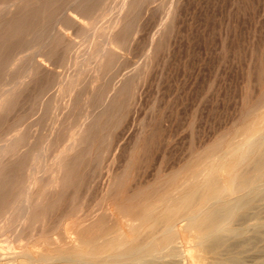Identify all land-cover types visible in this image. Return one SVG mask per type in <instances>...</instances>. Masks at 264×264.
<instances>
[{"label": "rangeland", "instance_id": "rangeland-1", "mask_svg": "<svg viewBox=\"0 0 264 264\" xmlns=\"http://www.w3.org/2000/svg\"><path fill=\"white\" fill-rule=\"evenodd\" d=\"M7 1H10L11 4L13 3L12 0H0V22L9 19L12 16L11 13L8 14L6 11L7 9H9V7L12 8L14 5H11L10 2L9 5ZM66 1L69 2L67 3ZM66 1L59 0L60 8L58 7L53 12H50L49 16L45 17L46 19L44 18L45 22L43 21L41 24L28 28V32L26 30L25 32H21L17 35H9L13 29L12 27H14L11 25L3 26L0 29V42L1 40L4 41L0 43V102H2V100H4V97L7 96L5 94L6 91L12 93V95L9 92V94L7 93L8 100L6 99L7 103L5 102V104L3 105V108L6 111L4 109H1L0 111L2 113H0V154H3V156L0 157V168L3 169L5 167H10L9 170H12L14 174L18 173L17 175H21L23 174V170H25L26 167L36 165L39 170H41L40 166L42 167L40 174H42L43 177L45 176L44 178L42 176L40 177V174H38L39 171H36L35 173L36 176L38 175L37 178H39L38 180L40 181V183L39 181H37L34 183L30 182L28 184L30 189H28V194L30 198L34 202H36V206L34 207L35 209L32 208L29 211L24 220L20 219L21 217L19 216V209L16 208H18L19 199L24 195L25 190L19 188V186L16 185L15 187H13L11 193L9 194L10 198L8 196V202L6 204L7 208H4V211L0 213V253L2 254H7L8 251H10L8 253L10 254L12 253V251H15V249L20 250L27 246L30 249H34L32 246L33 244L31 243L32 241H34V238H37L39 233H50V235L56 236L59 235L60 232L70 231L73 226V222H75L74 219H77V221L79 219L80 221L82 220V217L85 218V214L87 216H90L91 214H93L92 211L97 212L98 208L103 204L105 199V202L110 201L108 199V194H111L113 191H115V189H117L118 195H120L119 198H121L122 200L128 198L129 195H132V193H134L135 198L139 200L141 195L149 191L148 189H152L153 187L157 186L160 182L168 178V176L172 175L173 172L180 171L182 167H184L183 165H186L187 162L192 159L190 155L195 154L194 156H196L207 145L215 143L213 141L218 140V138L222 139V142H227V140L236 141L243 139L245 135H250L249 132H247L245 129L242 128V130L238 127H243L247 119L256 120L254 116L255 113L258 114L261 113L262 110H264V105H262V107L260 105L264 104L261 103V101L264 100V0H167V2L166 0H142V2L141 0H136L134 2V6L129 9L128 14V10L126 11V9H121V5L119 6L122 0H95V3H93V6H95V8H93V6L91 8L93 12H91L90 16H88V19L85 18L83 19L84 21L82 20V22H84L82 23V26H84L85 29L87 28L86 30L81 26L78 29L77 25L73 26L74 24L70 23L69 21L65 22L64 18L61 17V13L63 12V10L67 8V6L69 7L72 5V0ZM113 1L115 2V7ZM159 3H161L162 6L159 7ZM165 3L167 4L165 5ZM4 4L7 5V8ZM170 5L172 6V8H170ZM157 6L159 7V12L157 10ZM36 8L38 10L41 9L39 6ZM142 8L144 9V13ZM172 9H174V13H172ZM94 10L97 13H95ZM118 10L121 12H119ZM113 13L116 14L113 16ZM154 13L156 15H154ZM35 14L36 20H40V15H37L38 13ZM119 14L120 16L126 15L127 18L133 19L130 20L132 22H130L128 19L129 23H126V25H122L120 22L115 24L114 20L117 19ZM158 14L159 16H161V18L159 17L160 20L158 19ZM163 14H166V16L163 17ZM17 15L19 17L23 16V14L20 13H18ZM134 15L138 17H134ZM107 16H109L110 18ZM54 19L57 22H55ZM57 19H61L62 21L60 22V20L58 21ZM102 19L104 20L102 21ZM136 20L138 24L135 22ZM154 21H156V25H154ZM170 22H172L173 25ZM168 23L171 25H169ZM49 24L51 25L48 27ZM92 25H95V28L92 27ZM132 25H135V27ZM42 26L45 28H43ZM110 26H113L114 28ZM156 26H158V28H156ZM72 27L75 28L72 29ZM136 27H138L139 29L137 30ZM58 28H60L63 32L65 31V34L68 33V36H70L71 34L73 36V38L72 36H70L72 39H75L76 37V39L73 40L74 42L77 41L81 43L79 45V43L76 42L71 46V48H67L64 42L58 41V44L54 49L55 52L49 54V56L45 53V50L43 51V49H40V44L46 39V41H49V39L54 36L56 32L55 30H57ZM51 29H53V31ZM95 29H97V31ZM49 30H51V34L53 32V36L47 34L50 32ZM42 31L44 32V34L41 33ZM90 31L91 33H94V37L93 35H91ZM34 32L36 34H39L40 36H35L36 34ZM3 33L9 34H7L8 36L5 35L4 37ZM106 33L108 34V36ZM97 34L99 35V37ZM149 34H151V37L149 36ZM18 35L19 39L17 40ZM45 35L47 37H45ZM6 36L8 38H6ZM102 36L104 42L102 40ZM104 36H107V41L105 40ZM100 37L101 40L99 39ZM11 38H13L14 40L11 41ZM88 38L90 41L88 40ZM158 39L160 40V42ZM97 40L99 44L97 43ZM101 41L103 43H101ZM2 43H4V45H2ZM37 45L39 47H37ZM99 45H102V47ZM24 46L25 49H23ZM59 46L62 48H60ZM84 48H88V51H86ZM112 48L116 51V56L114 55L112 57V55H109L107 53H101V49L107 50ZM38 49H40L39 52ZM2 50H4V52ZM66 50L69 52H67ZM56 51H58V53H56ZM85 51L86 55H84ZM36 52H38L39 54ZM121 52H124V56L123 54H121ZM35 53L37 54V56L35 55L36 57L34 56ZM57 55L60 57H58ZM71 55L75 58L73 59ZM55 56L57 58H55ZM78 56L79 58H77V61L76 57ZM82 56L84 58L86 57L87 59H83ZM31 57L34 60L40 62V67L38 72H36L35 74L30 73V76H28L29 73L26 72L28 70L26 68H28L27 66H29V64L25 63L32 62L33 60ZM70 58L72 59V61H70ZM13 59H15L16 61ZM51 59L54 63L51 61ZM79 60L83 63L86 62L87 64H83ZM138 61L139 63H136ZM75 64H77V66ZM81 64L83 65L81 66ZM30 65H32V63ZM46 65L48 66L46 67ZM50 65L52 66L50 67ZM67 65L69 68L67 67ZM78 65L82 69H77L79 68ZM106 65H109L110 67H106ZM24 66H26V68ZM42 66L44 69L42 68ZM21 67L23 68V70ZM55 68L57 69L56 71ZM71 68L73 69V71ZM121 68L125 69L121 70ZM70 72H74L76 75L74 73L71 74ZM22 73L24 76L22 75ZM37 73H41L42 75H38ZM136 73L137 75H135ZM20 78L22 79L20 80ZM66 78L70 79V81H68L71 82V84L69 82H66ZM74 78H76L78 81ZM16 80L18 82H21L18 83ZM61 80L65 81L66 84ZM71 80H75V82H72ZM30 82L33 84H29ZM56 82H59V84H57ZM111 82L113 85L111 84ZM23 83H25V86L28 83L26 86L28 88H25ZM65 85L67 86V88L65 87ZM37 88L40 89L38 90ZM53 89L55 91H53ZM70 89H74V91L72 90L73 92H70ZM111 89L113 90V92ZM113 95H115L116 103H110ZM106 98L107 100H105ZM55 99L57 100V102ZM254 104L256 105L255 107ZM23 105L26 107H24ZM38 105H41V108ZM257 105L258 107H260L258 112H255L258 109ZM116 106L118 108H116ZM119 108L121 110L123 109L124 111L122 110L121 112V110H117ZM254 108L257 109L255 110ZM66 110L69 112L66 113ZM252 111H254L255 113L254 115L252 114V117L250 118L249 114H251ZM96 114H99L101 116L99 117L100 119L97 120V126L94 128L93 134L91 133L92 135H89L87 137L88 139L86 138L83 140L84 142H82L83 144L87 142H93L94 148L92 147L89 150L83 149L80 150L82 152L76 153V157L79 156L78 159L84 166H82L80 163L72 169H77L78 171L76 170V172H78V175H75L76 177L74 176V178L70 180V182L66 185L67 187H64L62 189L63 192L58 196V199H55L52 202L49 201L50 203L56 204V207L54 206V208H49L48 212L45 211L44 217H48H43V220L41 221L40 214L42 215V209L40 208V204H42L43 201L41 193L43 194V192L55 189L52 187L50 179L58 173L57 167L59 161H57V159L61 158L62 160L65 156H67L68 151H66V149L64 150L63 148L66 145L70 144L71 135H74L77 138L80 137V133L82 130L81 127H84V124H86L90 117ZM246 114H248L249 116ZM55 117H57L58 119ZM21 120L23 123L25 122V124L28 125L26 126L25 124L20 122ZM262 120L260 119V121ZM66 121L67 123L65 124ZM260 121L258 120V125L264 128V124H262V122L264 121ZM16 122L18 123L16 124ZM82 122H84V124H82ZM118 122H120L119 125H117ZM21 125L23 127L20 130ZM251 132L252 131L250 130V133ZM1 133L3 136L1 135ZM233 135L235 137H233ZM93 136H95L96 139ZM62 137L64 138L63 140ZM17 138L19 140H16ZM6 140H9V142ZM103 141L105 144L103 143ZM219 141L220 140H218V142ZM4 145H7L9 150L6 148L7 146L5 147ZM39 151L46 154L42 155V153H39ZM34 152L39 153L37 154L38 156L34 154ZM55 152L57 153V155ZM132 153L134 156L132 155ZM88 154L89 156L92 155L90 156L92 158H90ZM35 155L38 158H35ZM41 155L44 157H42ZM193 155L192 157H194ZM69 156L72 158L75 155L71 154ZM45 158L50 159L49 162ZM1 159L3 160L1 161ZM91 160L93 163H96L93 164ZM83 162H86V164L89 163L90 166L88 164H84ZM44 163L45 165H43ZM44 166H46V168ZM113 177L117 182L116 187L115 184H113V187L112 185H110ZM106 181L107 183H109L107 184ZM38 183L39 185L36 186V184ZM122 185L126 186L124 187ZM139 186H141L140 188L142 189H140ZM126 187L130 188L131 193L130 190ZM136 187L137 189H135ZM103 188H106V190H104ZM138 189L141 190V194L139 193ZM2 191H6V188L2 189ZM120 191L122 193H120ZM127 194L129 195L127 196ZM62 199H64L65 201ZM87 199H89V201ZM136 199L133 198L130 201L134 203ZM91 201L94 204H92ZM262 203H264V201H262ZM64 207L65 210H63ZM8 209L10 211H8ZM61 210L64 211V215L62 214L63 218L59 217L61 216ZM84 210H86L87 212ZM258 210L259 211L257 212V218L252 217L243 223H247L248 225V223H251L252 220H259L258 216H260L259 218L261 219L259 221L264 222V205L260 206V209ZM48 213L49 215H47ZM67 213L72 214L67 215ZM10 214L12 215V217ZM58 214L60 215L57 216ZM59 218L63 219V223H61L62 225H60V227L56 228V225L54 226V224H56ZM71 219L73 220V222ZM19 220L20 223L18 222ZM17 222L18 224H16ZM43 227L45 230L43 229ZM19 229H21L22 231ZM34 229H36V231ZM18 230L21 232L19 233ZM198 232V230L181 231V235L178 241L179 245L182 246V254H185V264H225L219 257L218 262L215 261L213 257V251L206 247L205 242L201 243V250V247L198 244V240L196 239L198 238ZM246 234L251 235L252 232L248 230ZM25 243L27 244L26 246H24ZM29 243L31 244V246ZM22 244L24 247H22ZM19 245L21 246L20 248ZM258 245L264 246V240H256L254 249L243 253V258L244 260L246 259L243 264H251L249 261L251 260L252 256L257 255L259 252L264 253V248H262L261 251L256 250V248L259 247ZM11 260L13 259H9L4 262L3 260H0V264H14L15 260H13V262ZM41 263L43 262L38 263V261H34V263L32 262L31 264ZM15 264L21 263H16L15 261Z\"/></svg>", "mask_w": 264, "mask_h": 264}, {"label": "bare ground", "instance_id": "bare-ground-1", "mask_svg": "<svg viewBox=\"0 0 264 264\" xmlns=\"http://www.w3.org/2000/svg\"><path fill=\"white\" fill-rule=\"evenodd\" d=\"M13 3L10 4L14 5L12 8L9 7L7 9V13H11V17L5 21L0 22V29L3 26L11 25L12 27L11 33H7L9 35H17L21 32H25L28 28H31L32 26L41 24L46 18L48 17L50 12H53L56 8L59 7V0H12ZM66 1V0H65ZM111 1V0H110ZM119 1V0H117ZM136 0H122L119 4L121 9H126L127 14L129 13V9L134 6V2ZM144 1V0H143ZM146 1V0H145ZM178 1V0H177ZM8 2V1H7ZM8 2V4H9ZM67 3L69 1H66ZM65 2V3H66ZM106 2V1H104ZM114 2V1H113ZM140 2V1H139ZM138 2V3H139ZM142 2V0H141ZM157 2V1H156ZM167 2V0H166ZM63 3V2H62ZM93 3H95V0H72L71 6H67V8H63V12L61 13V17L64 18L65 22L69 21L70 23L74 24L73 26L77 25L78 29L82 26L84 22H82L83 19L90 16ZM137 3V4H138ZM148 3V2H145ZM7 4V3H6ZM9 4V5H10ZM136 4V5H137ZM167 3H165L166 5ZM5 5V4H4ZM3 5V6H4ZM139 5V4H138ZM141 5V4H140ZM169 5V4H168ZM7 8V5H5ZM40 7L41 9L38 10L36 7ZM98 6V5H97ZM118 6V5H117ZM151 6V5H150ZM162 6L161 3H159V7ZM171 6V5H170ZM115 7V2H114ZM139 7V6H138ZM141 7V6H140ZM144 7V6H142ZM158 7V6H157ZM157 8V10L159 9ZM168 7V6H167ZM3 8V7H2ZM60 8V7H59ZM95 8V6H93ZM101 8V7H100ZM137 8V6H136ZM135 8V9H136ZM172 8V6L170 7ZM37 9V10H36ZM109 9V8H108ZM117 9V8H116ZM120 9V10H121ZM143 9V8H142ZM149 9V8H148ZM154 9V8H153ZM161 9V8H160ZM52 10V11H51ZM60 10V9H59ZM112 10V9H110ZM134 10V9H132ZM169 10V9H168ZM3 11V9H2ZM38 11V12H35ZM100 11V9H99ZM119 11V10H118ZM136 11V10H135ZM172 13H174V9H172ZM1 12V7H0ZM95 12V10H94ZM112 12V11H111ZM121 12V11H119ZM118 12V13H119ZM159 12V10H158ZM167 12V10H166ZM23 14V16L19 17L17 14ZM40 15L41 19L36 20L35 16L36 14ZM97 13V12H95ZM117 13V14H118ZM126 13V12H125ZM132 13V12H131ZM138 13V12H137ZM136 13V14H137ZM144 13V9H143ZM104 14V13H103ZM107 14V13H106ZM116 14V13H115ZM113 13V16L115 15ZM133 14V13H132ZM56 15V14H55ZM110 15V14H109ZM124 15V14H123ZM140 15V14H138ZM149 15V14H148ZM152 15V14H150ZM154 15H156L154 13ZM4 16V15H3ZM92 16V15H91ZM102 16V15H101ZM105 16V15H104ZM112 16V15H111ZM136 15H134L135 17ZM166 16V14H163V17ZM174 16V15H172ZM8 17V16H7ZM57 17V16H56ZM109 17V16H107ZM138 17V16H136ZM153 17V16H151ZM159 16L158 14V19ZM2 18V17H1ZM4 18V17H3ZM45 18V19H44ZM55 18V17H54ZM90 18V17H89ZM95 18V17H94ZM110 18V17H109ZM133 18V17H132ZM150 18V17H149ZM51 19V18H50ZM62 19V18H61ZM61 19H57L60 22ZM97 19V18H96ZM101 19V18H100ZM107 19V18H106ZM116 19V17H115ZM130 18H127L126 15L117 17L115 21V24L121 23L122 25L128 24ZM136 19V18H135ZM134 19V20H135ZM145 19V18H144ZM164 19V18H163ZM172 19V18H171ZM53 20V19H52ZM94 20V19H93ZM98 20V19H97ZM104 19H102L103 21ZM109 20V19H108ZM160 20V19H159ZM55 21V19H54ZM84 21V20H83ZM112 21V20H111ZM153 21V20H152ZM162 21V20H161ZM45 22V21H44ZM57 22V21H55ZM54 22V24H55ZM64 22V23H65ZM132 22V21H130ZM137 23V20L135 21ZM134 22V23H135ZM139 22V21H138ZM156 25V21H154ZM163 22V21H162ZM51 23V22H49ZM108 23V22H107ZM133 23V24H134ZM135 23V24H136ZM160 23V21H159ZM172 24V22H170ZM45 24V23H44ZM53 24V23H52ZM57 24V23H56ZM60 24V23H59ZM67 24V23H66ZM93 24V23H92ZM138 24V23H137ZM169 24V23H168ZM169 24V25H171ZM51 24L48 25V27ZM61 25V24H60ZM91 25V24H90ZM104 25V24H103ZM140 25V24H139ZM173 25V24H172ZM55 26V25H53ZM71 26V25H69ZM135 27V25H132ZM159 26V25H158ZM156 26V28H158ZM43 27V26H42ZM57 27V26H56ZM64 27V26H63ZM62 27V28H63ZM66 27V26H65ZM76 27V28H77ZM88 27V25H87ZM92 27L95 28V25ZM114 28L113 26H110ZM167 27V26H166ZM45 28V27H43ZM52 28V27H50ZM75 27H72V29ZM125 28V27H123ZM128 28V27H126ZM131 28V27H130ZM133 28V27H132ZM137 30L139 29L136 27ZM160 28V27H159ZM168 28V27H167ZM6 29V28H5ZM49 29V28H48ZM64 29V28H63ZM83 29V28H82ZM85 29V27H84ZM87 29V28H86ZM85 29V30H86ZM93 29V28H91ZM118 29V28H117ZM40 30V29H39ZM47 30V29H45ZM53 31V29H51ZM50 32L47 33L49 35ZM97 31V29H95ZM105 30V29H103ZM132 30V29H131ZM136 30V29H135ZM10 31V30H9ZM29 30H27L28 32ZM55 34L52 38L49 39V41H40V49L43 51L45 50L46 54H52L58 44V41H62L66 44L67 48H71V46L76 43L70 36H68V33L65 34L60 28L55 30ZM79 31V30H78ZM92 31V30H91ZM90 31V33H91ZM168 31V30H167ZM40 32V31H39ZM47 32V31H46ZM83 32V31H82ZM89 32V31H88ZM93 32V31H92ZM111 32V30H110ZM130 32V31H129ZM35 33V32H34ZM38 33V32H37ZM41 33L44 34L42 31ZM97 33V32H96ZM100 33V32H98ZM6 33H3L4 37L7 35ZM23 34V33H22ZM36 34V33H35ZM94 33H91L93 35ZM104 34V33H103ZM107 34V33H106ZM110 34V33H109ZM39 34H36L37 36ZM98 35V34H97ZM151 34H149L150 36ZM153 35V33H152ZM159 35V34H158ZM164 35V33H163ZM162 35V36H163ZM8 36V35H7ZM6 36V38H8ZM24 36V35H22ZM40 36V35H39ZM108 36V34H107ZM107 36L105 37V40L107 41ZM119 36V35H118ZM148 36V37H149ZM19 35L17 36V40ZM38 37V36H37ZM42 37V36H41ZM45 37H47L45 35ZM87 37V36H85ZM94 37V35H93ZM99 37V35H98ZM151 37V36H150ZM155 37V36H153ZM3 38V36H2ZM1 38V39H2ZM22 38V37H21ZM20 38V41H21ZM34 38V37H33ZM44 38V37H43ZM84 38V37H83ZM117 38V37H116ZM123 38V37H122ZM125 38V37H124ZM13 41L14 39L11 38ZM39 39V38H38ZM41 39V38H40ZM101 40V37L99 38ZM131 39V38H130ZM139 39V38H138ZM10 40V39H9ZM79 40V39H78ZM86 40V39H84ZM89 40V38H88ZM93 40V39H92ZM99 40V41H100ZM102 40L104 42L103 36ZM110 40V39H109ZM117 40V39H116ZM159 40V39H158ZM3 40H1L2 42ZM8 41V39H7ZM16 41V40H15ZM19 41V42H20ZM34 41V40H33ZM90 41V40H89ZM118 41V40H117ZM0 42V43H1ZM4 42V41H3ZM17 42V41H16ZM31 42V41H30ZM39 42V43H40ZM61 42V43H62ZM101 41V43H103ZM116 42V41H114ZM150 42V41H149ZM160 42V40H159ZM21 43V42H20ZM38 43V42H37ZM63 43V44H64ZM79 43V42H77ZM81 43V42H80ZM79 43V45H80ZM86 43V42H85ZM98 43V40H97ZM106 43V42H105ZM113 43V42H112ZM129 43V42H128ZM132 43V42H131ZM158 43V42H157ZM15 44V43H14ZM95 44V41H94ZM99 44V43H98ZM108 44V42H107ZM114 44V43H113ZM126 44V43H125ZM4 45V43H2ZM7 45V44H6ZM5 45V46H6ZM20 45V44H19ZM23 45V44H22ZM39 45V44H38ZM37 45V47H39ZM104 45V44H103ZM138 45V44H137ZM77 46V45H76ZM97 46V45H93ZM102 47V45H99ZM121 46V45H120ZM123 46V44H122ZM121 46V47H122ZM129 46V45H128ZM148 46V45H147ZM9 47V46H8ZM19 47V46H18ZM60 47V46H59ZM110 47V45H109ZM158 47V46H157ZM11 48V47H10ZM14 48V47H13ZM62 48V47H60ZM75 48V47H74ZM100 48V47H99ZM97 48V49H99ZM107 48V47H106ZM128 48V47H125ZM25 49V46L24 48ZM37 49V48H36ZM38 49V52L39 50ZM57 49V48H56ZM65 49V47H64ZM85 49V48H84ZM92 49V48H91ZM124 49V48H123ZM15 50V49H14ZM88 51V48L85 49ZM122 50V49H121ZM129 50V49H128ZM161 50V49H160ZM4 52V50H2ZM64 51V50H63ZM67 51V50H66ZM86 51L84 55H86ZM90 51V50H89ZM131 51V50H130ZM7 52V51H6ZM36 52V53H38ZM41 52V51H40ZM69 52V51H67ZM98 52V51H97ZM150 52V51H149ZM148 52V54H149ZM12 53V52H11ZM16 53V52H15ZM24 53V52H23ZM34 54V56L37 54ZM58 53V51H56ZM74 53V52H73ZM89 53V52H88ZM87 53V54H88ZM102 54H109L112 55V57L116 56V51L112 49H101ZM124 52H121L123 54ZM8 54V53H7ZM6 54V55H7ZM14 54V52H13ZM39 54V53H38ZM63 54V53H62ZM72 54V53H71ZM81 54V53H80ZM120 54V55H121ZM128 54V53H127ZM136 54V53H135ZM4 55V54H3ZM100 55V54H99ZM35 56V57H36ZM50 56V55H49ZM54 56V55H53ZM58 56V55H57ZM72 56V55H71ZM80 56V55H79ZM76 57V60L77 58ZM91 56V55H90ZM98 56V55H97ZM124 56V54H123ZM8 57V56H7ZM33 57V56H32ZM31 57V58H32ZM43 57V56H41ZM60 57V56H58ZM81 57V56H80ZM88 57V56H87ZM96 57V56H95ZM102 57V56H101ZM119 57V56H118ZM155 57V56H154ZM6 58V57H5ZM20 58V57H19ZM55 58H57L55 56ZM62 58V57H61ZM74 59L75 57L72 56ZM83 59H85L82 56ZM89 58V57H88ZM98 58V57H97ZM120 58V57H119ZM29 59V58H28ZM36 59V58H35ZM43 59V58H42ZM47 59V58H46ZM64 59V58H63ZM87 59V58H86ZM90 59V58H89ZM92 59V57H91ZM101 59V58H100ZM110 59V58H109ZM152 59V58H151ZM15 60V59H13ZM31 60V59H30ZM32 62H27L25 64H29L26 68L28 69L26 72H28V76H30V73L35 74L39 71L40 62L34 60L32 58ZM55 60V59H54ZM66 60V59H65ZM81 60V59H80ZM79 60V61H80ZM5 61V60H4ZM8 61V60H7ZM10 61V60H9ZM16 61V60H15ZM52 61V59H51ZM68 61V60H67ZM70 61L72 59L70 58ZM78 61V60H77ZM93 61V60H92ZM110 61V60H109ZM113 61V60H112ZM120 61V60H118ZM133 61V60H132ZM136 61V60H135ZM23 62V61H22ZM53 62V61H52ZM76 62V61H75ZM81 62V61H80ZM79 62V63H80ZM102 62V61H101ZM106 62V61H105ZM1 63V62H0ZM14 63V62H12ZM24 63V62H23ZM32 63V65H30ZM44 63V62H42ZM54 63V62H53ZM57 63V62H56ZM83 63V62H81ZM86 63V62H84ZM83 63V64H84ZM93 63V62H92ZM112 63V62H111ZM114 63V62H113ZM118 63V62H117ZM121 63V62H120ZM136 63H139L136 62ZM156 63V62H155ZM10 64V63H9ZM51 64V63H50ZM69 64V63H68ZM71 64V63H70ZM74 64V62H73ZM81 64V66L83 65ZM87 64V63H86ZM108 64V63H107ZM135 64V63H134ZM3 65V64H2ZM24 65V64H23ZM22 65V66H23ZM77 66V64H75ZM74 65V66H75ZM91 65V63H90ZM99 65V64H98ZM102 65V64H101ZM113 65V64H112ZM116 65V63H115ZM114 65V66H115ZM125 65V64H123ZM133 65V64H131ZM149 65V64H148ZM48 65H46L47 67ZM52 65H50L51 67ZM73 66V68H74ZM79 66V65H78ZM109 65H106L108 67ZM54 67V66H53ZM66 67V66H65ZM68 67V65H67ZM87 67V65H86ZM85 67V68H86ZM110 67V66H109ZM119 67V66H118ZM137 67V66H136ZM9 68V67H8ZM22 68V67H21ZM43 68V66H42ZM69 68V67H68ZM67 68V69H68ZM95 68V66H94ZM127 68V67H126ZM44 69V68H43ZM50 69V68H49ZM52 69V68H51ZM72 69V68H71ZM70 69V70H71ZM77 69H82L80 66ZM84 69V68H83ZM125 69V68H123ZM121 68V70H123ZM10 70V69H9ZM17 70V69H16ZM23 70V68H22ZM48 70V69H47ZM54 70V69H53ZM57 69L55 68V71ZM89 70V69H88ZM87 70V71H88ZM100 70V69H98ZM105 70V69H104ZM111 70V69H110ZM5 71V69H4ZM3 71V73H4ZM11 71V70H10ZM54 71V72H55ZM73 71V69H72ZM77 71V70H76ZM126 71V70H125ZM43 72V71H42ZM41 72V73H42ZM78 72V71H77ZM103 72V71H102ZM139 72V70H138ZM137 72V73H138ZM145 72V71H144ZM39 73L40 75H42ZM49 73V72H47ZM57 73V72H56ZM71 73V72H70ZM74 73V72H72ZM71 73V74H72ZM104 73V72H103ZM110 73V72H109ZM128 73V72H127ZM137 73L135 75H137ZM38 74V73H37ZM38 74V75H39ZM68 74V70H67ZM75 74V73H74ZM78 74V73H77ZM83 74V73H82ZM115 74V73H114ZM121 74V73H120ZM124 74V72H123ZM131 74V73H130ZM23 75V73H22ZM21 75V76H22ZM76 75V74H75ZM99 75V74H98ZM108 75V74H107ZM122 75V74H121ZM16 76V75H15ZM19 76V77H21ZM24 76V75H23ZM33 76V75H31ZM54 76V75H53ZM89 76V75H88ZM118 76V75H117ZM120 76V75H119ZM129 76V75H128ZM13 77V76H12ZM37 77V76H36ZM41 77V76H40ZM65 77V75H64ZM87 77V76H86ZM101 77V76H98ZM134 77V76H132ZM136 77V76H135ZM253 77V76H252ZM30 78V77H29ZM28 78V79H29ZM32 78V77H31ZM38 78V77H37ZM52 78V77H51ZM60 78V77H59ZM58 78V79H59ZM63 78V77H62ZM108 78V77H107ZM119 78V77H118ZM130 78V77H128ZM254 78V77H253ZM6 79V78H5ZM22 78H20L21 80ZM36 79V78H35ZM69 82L70 79L66 78ZM64 79V80H66ZM72 79V78H71ZM76 79V78H74ZM18 80V79H17ZM16 80V81H17ZM24 80V78H23ZM69 80V81H68ZM77 80V79H76ZM105 80V78H104ZM103 80V81H104ZM111 80V79H110ZM117 80V79H116ZM134 80V79H133ZM136 80V79H135ZM26 81V80H25ZM58 81V80H57ZM62 81V80H61ZM60 81V84H61ZM72 81V80H71ZM78 81V80H77ZM81 81V80H80ZM89 81V78H88ZM95 81V79H94ZM115 81V80H114ZM124 81V80H123ZM137 81V80H136ZM18 82V81H17ZM21 82V81H19ZM18 82V83H19ZM37 82V80H36ZM63 83L65 81H62ZM65 82V84H66ZM72 82H75L73 80ZM93 82V81H92ZM110 82V81H109ZM116 82V81H115ZM57 83V82H56ZM71 84V82H69ZM102 83V82H101ZM107 83V82H106ZM124 83V82H122ZM25 83H23L24 85ZM28 84V83H27ZM26 84V86H27ZM33 84V83H29ZM40 84V83H39ZM59 84V82L57 83ZM109 84V83H108ZM112 84V82H111ZM18 85V84H17ZM41 85V84H40ZM69 85V84H68ZM104 85V84H103ZM113 85V84H112ZM116 85V84H115ZM125 85V84H124ZM14 86V85H12ZM19 86V85H18ZM25 86V85H24ZM23 86V87H24ZM25 88H28L26 87ZM30 86V85H29ZM32 86V85H31ZM35 86V85H34ZM38 86V85H37ZM76 86V84H75ZM78 86V85H77ZM85 86V85H84ZM102 86V85H101ZM106 86V85H105ZM9 87V86H8ZM22 87V86H21ZM67 88V86L65 85ZM74 87V86H73ZM111 87V86H110ZM109 87V89H110ZM140 87V86H139ZM36 88V87H35ZM81 88V87H80ZM102 88V87H101ZM104 88V87H103ZM112 88V87H111ZM121 88V86H120ZM134 88V87H133ZM24 89V88H20ZM38 89V88H37ZM40 89V88H39ZM38 89V90H39ZM47 89V88H46ZM65 89V88H64ZM99 89V88H98ZM97 89V90H98ZM115 89V88H114ZM3 90V89H2ZM1 90V91H2ZM14 90V89H13ZM28 90V89H27ZM63 90V89H62ZM61 90V91H62ZM67 90V89H66ZM74 91V89H72ZM70 89V92L72 91ZM96 90V91H97ZM112 90V89H111ZM127 90V89H125ZM22 91V90H21ZM36 91V90H35ZM53 91H55L53 89ZM72 91V92H73ZM116 91V90H115ZM121 91V90H120ZM119 91V92H120ZM9 91H6V95L8 96ZM25 92V91H24ZM23 92V93H24ZM34 92V91H33ZM41 92V91H40ZM81 92V91H80ZM113 92V90H112ZM3 93V92H2ZM8 93V94H7ZM15 93V92H14ZM31 93V92H29ZM54 93V92H53ZM103 93V92H102ZM106 93V92H105ZM115 93V92H114ZM129 93V92H128ZM136 93V92H135ZM12 95V93H10ZM35 94V92H34ZM40 94V93H39ZM84 94V93H83ZM99 94V93H98ZM111 94V92H110ZM119 94V93H118ZM2 95V94H1ZM24 95V94H23ZM36 95V94H35ZM63 95V94H62ZM82 95V94H81ZM97 95V94H96ZM102 95V94H101ZM3 96V95H2ZM5 96V95H4ZM7 96L4 97V100L0 102V111L3 108V105L6 102ZM20 96V95H19ZM28 96V95H27ZM26 96V97H27ZM33 96V95H31ZM127 96V95H126ZM21 97V96H20ZM25 97V96H24ZM40 97V96H39ZM63 97V96H62ZM70 97V96H69ZM107 97V94H106ZM112 97V95H111ZM2 98V97H1ZM16 98V97H15ZM23 98V97H22ZM21 98V99H22ZM29 98V97H28ZM34 98V97H32ZM36 98V97H35ZM38 98V96H37ZM60 98V97H59ZM53 99V98H52ZM85 99V98H83ZM131 99V98H130ZM8 100V99H7ZM11 100V99H9ZM13 100V99H12ZM56 100V99H55ZM66 100V99H65ZM92 100V99H91ZM107 100V98L105 99ZM124 100V99H123ZM33 101V100H32ZM38 101V100H37ZM36 101V102H37ZM43 101V100H42ZM57 102V100H56ZM61 102V101H60ZM71 102V99H70ZM74 102V101H73ZM98 102V101H97ZM115 102V95H113V98L110 100V103ZM7 103V102H6ZM11 103V102H10ZM38 103V102H37ZM43 103V102H42ZM104 103V102H102ZM120 103V102H119ZM118 103V104H119ZM259 103V102H257ZM261 103H264V100L261 101ZM19 104V103H18ZM32 104V103H31ZM256 104V103H255ZM254 104V107L256 106ZM45 105V104H44ZM58 105V103H57ZM61 105V104H60ZM261 107L264 104H260ZM16 106V105H15ZM18 106V105H17ZM24 106V105H23ZM22 106V107H23ZM39 106V105H38ZM52 106V105H51ZM66 106V105H65ZM71 106V105H70ZM73 106V105H72ZM120 106V105H119ZM123 106V105H122ZM26 107V106H24ZM41 108V105L39 106ZM61 107V106H60ZM68 107V105H67ZM252 107V106H251ZM258 107V105H257ZM260 107V106H259ZM257 108L258 112L259 110ZM66 108V107H65ZM71 108V107H70ZM116 108H118L116 106ZM9 109V108H8ZM21 109V107H20ZM19 109V110H20ZM28 109V108H27ZM36 109V108H35ZM39 109V108H38ZM56 109V108H54ZM77 109V107H76ZM5 110V109H4ZM10 110V109H9ZM60 110V109H59ZM117 110H121L120 108ZM123 110V109H122ZM121 110V112H122ZM6 111V110H5ZM8 111V110H7ZM18 111V110H17ZM22 111V110H21ZM46 111V110H45ZM67 111V110H66ZM85 111V110H84ZM96 111V110H95ZM103 111V110H102ZM124 111V110H123ZM251 111V110H250ZM254 111L251 112V114H246L250 118L251 115H254ZM16 112V111H15ZM24 112V111H23ZM28 112V111H27ZM41 112V111H40ZM59 112V111H58ZM63 112V111H62ZM67 111L66 113H68ZM86 112V111H85ZM260 112V111H259ZM1 113V112H0ZM4 113V112H3ZM42 113V112H41ZM2 114V113H1ZM13 114V113H12ZM21 114V113H20ZM19 114V115H20ZM30 114V113H29ZM9 115V114H8ZM68 115V114H67ZM88 115V114H87ZM105 115V114H103ZM123 115V114H122ZM2 116V115H1ZM27 116V115H26ZM63 116V115H62ZM60 116V117H62ZM78 116V115H77ZM101 115L96 114L90 117V119L84 124V127H81V133L80 137H75L74 135H71V142L70 144L66 145L63 149L68 151L67 156H65L62 160L61 158H58L57 161H59L58 164V173L57 175H54L50 179V183L53 188L50 191L41 193V197H43L42 204H40V208L42 209V215L40 214L41 221L43 220L45 211L48 212V209L54 206L56 207V204L50 203L49 201H53L55 199H58V196L62 194L63 188L67 187L66 185L70 182L72 178H74L75 175H78V172L76 170H72L74 167H76L78 164L81 163L79 161V156L76 157V153L82 152L80 150H89L93 147V142L89 143H82L83 140L86 139L89 135L91 136L93 134L94 128L97 126V120H99ZM256 120L247 119L244 123L243 127H238L240 129H245L247 132H249L250 135L246 136L244 133V138L236 141H228L222 142V139L218 142V140H215L209 145H207L199 154L196 156H191L192 159L189 160L186 165H183L182 169L180 171L173 172L172 175L168 176L164 181L160 182L157 186L153 187L152 189H148L149 191L143 195H141L140 199L137 200L135 198V194L132 193V195H129L128 198L121 199L119 198L120 195H118L117 189L113 191L111 194H108V199L110 201L104 200L103 204L98 208L97 212L92 211L93 214L90 216L85 214V218L82 217V220L77 221V219H74L75 222H73V226L70 229V231L66 232H60L59 235H50L46 233H42L37 236V238H34V241H32L31 244H33L34 249H30L28 246H26L27 242L22 244L23 249L12 251V253L8 254L10 251H8L7 254L0 253V260L6 261L9 259H13L16 261V263L21 264H31L34 261H38V263L43 262L41 264H185V254H182V249L179 245V237L181 235V231H199L198 233V244L201 247L202 250V242H205L206 247L213 251V257L215 261L218 262V257L223 261L225 264H243L245 262L243 258V253L247 252L251 249H254L256 240H264V222H261V220L258 216L259 220H252L251 223H243L246 220L256 217L257 218V212L260 209V206L264 205L262 201H264V128L258 125V120L264 119V110H262L261 113L256 114L255 113ZM5 117V116H4ZM3 117V118H4ZM23 117V116H22ZM31 117V115H30ZM58 117V115H57ZM55 117V118H57ZM67 117V116H66ZM75 117V116H74ZM82 117V116H81ZM88 117V116H87ZM111 117V116H110ZM109 117V118H110ZM71 118V117H70ZM73 118V117H72ZM76 118V117H75ZM85 118V114H84ZM102 118V117H101ZM245 118V117H244ZM29 119V116H28ZM58 119V118H57ZM74 119V118H73ZM77 119V118H76ZM7 120V119H6ZM46 120V119H45ZM109 120V119H108ZM114 120V119H113ZM119 120V119H118ZM27 121V120H26ZM36 121V120H35ZM53 121V120H52ZM58 121V120H57ZM75 121V120H74ZM73 121V122H74ZM245 121V120H244ZM264 121V120H262ZM260 121V122H262ZM5 122V121H4ZM22 122V120L20 121ZM30 122V121H28ZM104 122V121H103ZM106 122V121H105ZM111 122V121H110ZM115 122V121H114ZM121 122V121H120ZM117 125H119V123ZM259 122V124H260ZM18 122H16L17 124ZM23 123V122H22ZM27 123V122H26ZM67 121L65 122V124ZM12 124V123H11ZM15 124V125H16ZM25 124V122L23 123ZM71 124V123H70ZM81 124V125H82ZM108 124V123H107ZM110 124V123H109ZM264 124V122H262ZM3 125V124H1ZM26 126L28 124H25ZM242 125V124H241ZM34 126V125H33ZM48 126V125H47ZM61 126V125H60ZM83 126V125H82ZM102 126V125H101ZM104 126V125H103ZM10 127V125H9ZM22 125L20 127V130L22 129ZM25 127V126H24ZM52 127V126H51ZM55 127V126H54ZM65 127V126H64ZM69 127V126H68ZM78 128V127H77ZM237 128V130H238ZM24 129V128H23ZM26 129V128H25ZM70 129V128H69ZM118 129V128H117ZM239 129V130H240ZM242 129V130H243ZM249 129V131H248ZM43 130V127H42ZM60 130V129H59ZM65 130V129H64ZM112 130V129H111ZM236 130V129H235ZM250 130L252 131L250 133ZM47 131V130H46ZM51 131V128H50ZM58 131V129H57ZM62 131V130H61ZM98 131V130H96ZM241 131V130H240ZM1 132V131H0ZM4 132V131H3ZM2 132V133H3ZM65 132V131H64ZM67 132V130H66ZM235 132V131H234ZM1 133V135H2ZM6 133V132H5ZM92 133V134H91ZM103 133V132H102ZM107 133V132H106ZM33 134V133H32ZM51 134V132H50ZM49 134V135H50ZM97 134V133H95ZM247 134V133H246ZM5 135V134H4ZM14 135V134H13ZM30 135V134H29ZM64 135V134H63ZM238 135V134H237ZM3 136V135H2ZM240 136V135H239ZM35 137V136H34ZM95 138V136H93ZM136 137V136H135ZM233 137H235L233 135ZM5 138V137H4ZM14 138V137H13ZM20 138V136H19ZM27 138V137H26ZM36 138V137H35ZM66 138V137H65ZM91 138V137H90ZM137 138V137H136ZM224 138V137H223ZM239 138V137H238ZM237 138V139H238ZM8 139V137H7ZM23 139V138H22ZM40 139V138H39ZM64 138L62 137V140ZM88 139V138H87ZM96 139V138H95ZM16 140H19L18 138ZM101 140V139H100ZM99 140V141H100ZM137 140V139H136ZM9 142V140H6ZM26 141V140H25ZM42 141V140H41ZM46 141V140H45ZM88 141V140H87ZM90 141V139H89ZM217 141V142H216ZM5 142V141H4ZM27 142V141H26ZM30 142V141H29ZM154 142V141H153ZM6 143V142H5ZM4 143V144H5ZM21 143V142H20ZM35 143V141H34ZM57 143V142H56ZM104 143V141H103ZM102 143V145H103ZM105 144V143H104ZM141 144V143H140ZM145 144V143H144ZM142 144V145H144ZM2 145V144H1ZM8 145V144H7ZM6 145V146H7ZM35 145V144H34ZM37 145V144H36ZM92 145V146H91ZM134 145V144H133ZM5 146V145H4ZM5 146V147H6ZM13 146V145H12ZM38 146V145H37ZM53 146V145H52ZM56 146V145H55ZM2 147V146H1ZM41 147V146H40ZM43 147V146H42ZM143 147V146H142ZM8 149V146L6 147ZM5 148V149H6ZM10 148V146H9ZM82 148V149H81ZM94 148V147H93ZM99 148V147H98ZM134 148V147H133ZM203 148V147H202ZM15 149V148H13ZM27 149V148H26ZM30 149V148H29ZM36 149V148H35ZM45 149V146H44ZM191 149V148H190ZM4 150V149H3ZM9 150V149H8ZM28 150V149H27ZM32 150V149H31ZM38 150V149H37ZM193 150V149H192ZM18 151V150H16ZM45 151V150H43ZM48 151V150H47ZM91 151V150H90ZM134 151V150H133ZM136 151V149H135ZM148 151V150H147ZM5 152V151H4ZM3 152V153H4ZM7 152V151H6ZM41 151H39L40 153ZM92 152V151H91ZM95 152V151H93ZM16 153V152H14ZM34 152V154H39ZM42 155L44 152H41ZM56 153V152H55ZM130 153V152H129ZM23 154V152H22ZM46 154V153H45ZM44 154V155H45ZM60 154V153H59ZM75 155L72 158L69 155ZM85 154V153H84ZM5 155V154H4ZM26 155V153H25ZM24 155V156H25ZM35 158H38L36 157ZM41 155V156H42ZM57 155V153H56ZM133 155V153H132ZM145 155V154H144ZM3 154H0V157H2ZM19 156V155H18ZM38 156V155H37ZM47 156V155H46ZM83 156V155H81ZM89 156V154H88ZM92 156V155H90ZM89 156V157H90ZM134 156V155H133ZM132 156V157H133ZM5 157V156H4ZM7 157V155H6ZM33 157V156H32ZM44 157V156H42ZM14 158V157H13ZM16 158V157H15ZM22 158V156H21ZM30 158V157H29ZM50 158V157H49ZM88 158V157H87ZM92 158V157H90ZM89 158V159H90ZM130 158V156H129ZM134 158V157H133ZM132 158V159H133ZM4 159V158H3ZM1 159V161L3 160ZM31 159V158H30ZM47 159V158H45ZM52 159V158H51ZM84 159V158H83ZM97 159V158H94ZM15 160V159H13ZM40 160V159H39ZM44 160V159H43ZM50 159H47L49 162ZM88 160V159H87ZM26 161V160H25ZM24 161V162H25ZM35 161V159H34ZM32 161V162H34ZM41 161V160H40ZM38 161V162H40ZM94 161V160H93ZM17 162V160H16ZM43 162V161H42ZM87 162V161H86ZM86 162H83L86 164ZM92 162V160H91ZM129 162V161H128ZM127 162V163H128ZM23 163V162H22ZM93 163V162H92ZM96 163V162H94ZM93 163V164H94ZM184 163V161H183ZM2 164V162H1ZM36 164V163H35ZM48 164V163H47ZM46 164V165H47ZM89 165V163H87ZM86 164V165H87ZM26 165V164H25ZM45 165V163L43 164ZM82 165V163H81ZM80 165V166H81ZM39 166V164H38ZM84 166V165H82ZM90 166V165H89ZM46 168V166H44ZM43 167V168H44ZM23 168V167H22ZM41 170L42 167L40 166ZM81 168V167H80ZM83 168V167H82ZM177 168V167H176ZM174 168V169H176ZM1 169V168H0ZM10 167H5L0 170V213L4 211V208H7V200L8 196L11 193L13 187L16 185L19 186V188L24 189V195L19 199L18 208L19 209V216L20 219L24 220L26 215L29 213V211L36 206V202H34L29 194L28 184L30 182L34 183L39 181L36 176V171L40 174L41 170L38 169L36 165H32L29 167H26L25 170H23V174L17 175L14 174L12 170H9ZM21 169V168H20ZM45 170V169H43ZM78 171V170H77ZM80 171V170H79ZM172 171V170H171ZM175 171V170H173ZM18 172V171H16ZM44 173V171H43ZM118 173V172H117ZM120 173V172H119ZM49 175V174H48ZM82 175V174H81ZM123 175V174H122ZM42 174H40V177ZM156 176V175H155ZM43 177V176H42ZM45 177V176H44ZM43 177V178H44ZM76 177V176H75ZM118 177V176H117ZM121 177V176H120ZM89 178V177H88ZM110 179V178H109ZM126 179V178H125ZM112 180V179H111ZM120 180V179H119ZM127 180V179H126ZM91 181V180H90ZM42 182V181H41ZM76 182V181H75ZM138 182V181H137ZM40 183V181H39ZM36 184L37 185H39ZM107 183V181H106ZM109 183V182H108ZM107 183V184H108ZM121 183V182H120ZM127 183V182H126ZM115 184L116 187V180L113 177V180L111 181L110 185L112 187ZM123 184V183H122ZM75 185V184H74ZM72 185V186H74ZM80 185V184H79ZM121 185V184H120ZM119 185V186H120ZM152 185V184H151ZM42 186V185H41ZM71 186V187H72ZM87 186V185H86ZM126 186V185H122ZM121 186V187H122ZM136 186V185H135ZM153 186V185H152ZM150 186V187H152ZM84 187V186H83ZM129 187V186H128ZM126 187L130 190V188ZM141 186H139L140 188ZM149 187V188H150ZM6 191H2V189H5ZM82 188V187H81ZM119 188V187H117ZM134 188V187H132ZM35 189V188H34ZM39 189V188H38ZM44 189V188H43ZM46 189V188H45ZM73 189V188H72ZM71 189V190H72ZM83 189V188H82ZM104 189V188H103ZM126 189V190H127ZM137 189V187L135 188ZM142 189V188H140ZM139 190V193L141 190ZM30 190V189H29ZM49 190V188H48ZM106 190V188L104 189ZM120 190V189H119ZM125 190V192H126ZM34 191V190H32ZM41 191V190H40ZM43 191V190H42ZM46 191V190H45ZM74 191V190H73ZM123 191V188H122ZM135 191V190H133ZM137 191V190H136ZM145 191V190H144ZM104 192V191H103ZM102 192V194H103ZM138 192V191H137ZM136 192V193H137ZM35 193V192H34ZM108 193V192H107ZM120 193H122L120 191ZM131 193V190H130ZM32 194V193H31ZM66 194V193H65ZM70 194V193H69ZM68 194V195H69ZM79 194V193H78ZM138 194V193H137ZM141 194V193H140ZM33 195V194H32ZM81 195V194H80ZM78 195V196H80ZM105 195V194H104ZM125 195V194H124ZM139 195V194H138ZM66 196V195H65ZM126 196V197H127ZM137 196V195H136ZM33 197V196H32ZM36 197V196H35ZM88 197V196H87ZM125 197V196H124ZM139 197V196H138ZM137 197V198H138ZM10 198V196H9ZM40 198V197H39ZM62 198V197H61ZM66 198V197H64ZM94 198V195H93ZM105 198V197H104ZM107 198V195H106ZM136 199L134 203H132V199ZM90 199V198H89ZM89 199H87L89 201ZM64 200V199H62ZM83 200V199H82ZM14 201V200H13ZM36 201V200H35ZM38 201V200H37ZM58 201V200H57ZM61 201V200H60ZM65 201V200H64ZM93 201V200H92ZM91 201V203H92ZM86 202V200H85ZM98 202V201H97ZM60 203V202H58ZM64 203V202H63ZM96 203V202H95ZM100 203V201H99ZM98 203V204H99ZM110 203V204H109ZM16 204V203H14ZM69 204V203H68ZM77 204V203H76ZM94 204V203H92ZM60 205V204H59ZM65 205V204H64ZM75 205V203H74ZM89 205V204H88ZM97 205V204H96ZM93 206V205H92ZM98 206V205H97ZM13 207V204H12ZM66 207V206H65ZM65 207L63 210H65ZM70 207V206H69ZM95 207V206H94ZM11 208V206H10ZM73 208V207H72ZM86 208V207H85ZM84 208V209H85ZM15 209V210H16ZM35 209V208H34ZM57 209V208H55ZM61 209V208H60ZM76 209V207H75ZM74 209V210H75ZM97 209V208H96ZM63 210H61V216L58 214L57 216L62 217ZM73 210V209H72ZM81 210V209H80ZM87 210V209H86ZM84 210V211H86ZM8 211H10L8 209ZM50 211V210H49ZM52 211V210H51ZM71 212V211H69ZM87 212V211H86ZM95 212V213H94ZM9 213V212H8ZM53 213V212H52ZM66 213V212H65ZM12 214V213H11ZM10 214V215H11ZM17 214V213H16ZM63 214V215H62ZM72 214V213H67ZM76 214V213H75ZM78 214V212H77ZM76 214V215H77ZM18 215V214H17ZM46 215V214H45ZM49 215V213L47 214ZM256 215V216H255ZM4 216V215H3ZM16 216V215H15ZM72 216V215H70ZM82 216V214H81ZM87 216V217H86ZM12 217V215H11ZM48 216H45L46 218ZM75 217V216H74ZM73 217V218H74ZM17 218V217H16ZM58 218V217H57ZM63 218V217H62ZM59 218L54 224L57 227H60L63 223V219ZM10 219V218H9ZM11 220V219H10ZM34 220V219H33ZM55 220V219H54ZM68 220V219H67ZM30 221V220H29ZM65 221V220H64ZM1 222V221H0ZM16 222V221H15ZM20 223V220L18 221ZM18 222L16 224H18ZM22 222V221H21ZM45 222V221H44ZM47 222V221H46ZM43 223V222H41ZM50 223V222H49ZM23 224V223H22ZM30 224V223H28ZM32 224V223H31ZM38 224V223H37ZM48 224V223H47ZM14 225V223H13ZM21 225V224H20ZM27 225V224H26ZM41 225V224H40ZM49 225V224H48ZM35 226V225H34ZM43 226V224H42ZM10 227V226H9ZM13 227V226H11ZM27 227V226H26ZM30 227V226H29ZM38 227V226H37ZM20 228V227H19ZM41 228V227H40ZM47 228V227H45ZM70 228V227H69ZM7 229V228H5ZM24 229V228H23ZM44 229V227H43ZM59 229V228H58ZM61 229V228H60ZM63 229V228H62ZM21 230V229H19ZM18 230V231H19ZM36 231V229H34ZM45 230V229H44ZM48 230V229H47ZM46 230V231H47ZM53 230V229H52ZM55 230V229H54ZM250 230L252 232L251 235H247V231ZM22 231V230H21ZM19 231V233L21 232ZM24 231V230H23ZM3 232V229H2ZM30 233V231H29ZM190 233V232H189ZM34 234V233H32ZM31 234V235H32ZM52 234V233H51ZM250 234V233H249ZM14 235V234H13ZM16 235V234H15ZM18 235V234H17ZM20 235V234H19ZM27 235V234H26ZM29 235V234H28ZM36 235V234H35ZM9 236V235H8ZM22 237V236H21ZM29 237V236H28ZM31 238V237H29ZM189 238V237H188ZM32 239V238H31ZM30 240V239H29ZM33 240V239H32ZM196 240V241H197ZM11 241V240H10ZM27 241V240H26ZM190 243V242H189ZM262 243V242H261ZM1 244V243H0ZM30 244V243H29ZM30 244V246H31ZM260 244V243H258ZM21 245V244H20ZM19 245V248L21 247ZM259 246V245H258ZM15 247V246H14ZM17 247V246H16ZM184 247V246H183ZM185 248V247H184ZM264 248V246H259L256 248V250L261 251V249ZM18 249V248H17ZM185 253V252H184ZM13 260H11L13 262ZM14 261V264H15ZM1 262V261H0ZM48 262V263H47ZM251 264H264V253L259 252L257 255L252 256L251 260L249 261ZM9 263V262H8ZM3 264V263H2ZM10 264V263H9ZM13 264V263H12ZM206 264V263H205Z\"/></svg>", "mask_w": 264, "mask_h": 264}]
</instances>
